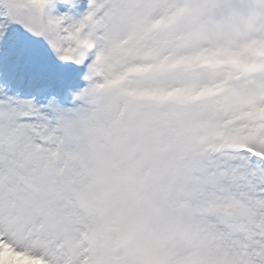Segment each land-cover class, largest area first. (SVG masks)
<instances>
[{
	"label": "snow or ice",
	"instance_id": "6c2138e0",
	"mask_svg": "<svg viewBox=\"0 0 264 264\" xmlns=\"http://www.w3.org/2000/svg\"><path fill=\"white\" fill-rule=\"evenodd\" d=\"M0 264H264V0H0Z\"/></svg>",
	"mask_w": 264,
	"mask_h": 264
}]
</instances>
